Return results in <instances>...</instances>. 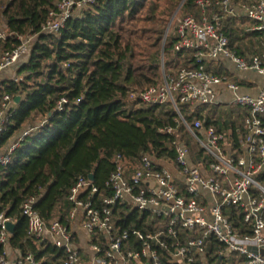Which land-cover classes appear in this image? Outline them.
I'll return each instance as SVG.
<instances>
[{
	"label": "built area",
	"instance_id": "obj_1",
	"mask_svg": "<svg viewBox=\"0 0 264 264\" xmlns=\"http://www.w3.org/2000/svg\"><path fill=\"white\" fill-rule=\"evenodd\" d=\"M98 0H56V9L43 25L44 33H59L76 13ZM200 15L183 17L176 27L175 51H191L195 66L181 68L174 74L163 73L160 85L134 91L130 102L148 106H171L182 127L210 158L208 165L194 163L189 147L177 128L162 133L173 136L175 163L159 161L148 155L138 160L131 170L121 155L115 156V170L104 186L80 176L67 196L70 210L65 222L46 223L35 210L36 199L22 203L21 213L27 221V236L35 243L50 244L62 253L59 264H264V84L257 96L240 93V85L227 76L213 74L208 61L230 60L238 71H254L264 77L263 51L245 60L233 52L224 32V21L233 16L231 0H198ZM248 19L263 34L264 0L246 6ZM14 36L0 27V42ZM20 45L0 53V78L5 71L26 62L30 56L33 36H18ZM164 69V61L162 62ZM14 82L21 78H13ZM232 92L231 105L246 111L238 149L226 133L206 126V119L188 122L181 106L193 114L197 109L219 105L217 87ZM66 98L56 105L62 112ZM16 104L4 95L0 107V133L6 130ZM36 129L25 130L0 154V178L20 143ZM170 166L172 168H170ZM127 207L166 222L165 228L154 232L117 227L115 211ZM78 215L89 236L91 257L85 260L75 245L69 222ZM12 218L0 213V264H11L8 246ZM135 243L138 246L135 247ZM167 253L165 258L163 252ZM211 259H213L211 261ZM16 264H43L32 253L20 256Z\"/></svg>",
	"mask_w": 264,
	"mask_h": 264
},
{
	"label": "trees",
	"instance_id": "obj_2",
	"mask_svg": "<svg viewBox=\"0 0 264 264\" xmlns=\"http://www.w3.org/2000/svg\"><path fill=\"white\" fill-rule=\"evenodd\" d=\"M181 1L98 0L77 13L59 33H44L43 25L56 9V0H0L6 4L5 30L14 35L0 42V52L18 47V36L34 37L28 60L15 70L21 81L0 80V107L6 94L13 100L21 98L0 133V154L25 130L36 127L15 149L0 178V213L15 223L9 246L21 256L32 253L43 264H59L62 257L52 245L28 238L27 221L21 213L26 199H36L34 208L46 223L65 222L70 210L67 196L77 179L93 174L94 183L102 188L115 170L116 155L131 170L143 155L158 163H175L174 138L161 132L178 127L173 108L132 103L129 96L160 85L163 73L171 75L195 66L191 51H175L174 35L165 38L168 18ZM197 1L185 0L180 11L199 16ZM224 32L231 50L240 56ZM62 98L67 103L62 112H56ZM180 108L188 122L206 119L207 127H217L200 109L192 114L189 106ZM34 119L39 122L33 123ZM178 133L193 162L208 165L210 158L192 137L182 127ZM240 134L233 133L237 149ZM259 181L264 185V173ZM114 213L121 229L154 233L165 228L164 220L127 207ZM164 264L174 263L165 259Z\"/></svg>",
	"mask_w": 264,
	"mask_h": 264
},
{
	"label": "crops",
	"instance_id": "obj_3",
	"mask_svg": "<svg viewBox=\"0 0 264 264\" xmlns=\"http://www.w3.org/2000/svg\"><path fill=\"white\" fill-rule=\"evenodd\" d=\"M256 1L231 0L235 14L233 16H227L224 21V29H226L228 36H230L233 49L245 60H249L252 56L259 55L263 51V34L255 30V23L247 18L244 9ZM207 67L213 74L227 76L231 81L238 83L241 94L257 96L264 84V77L254 71H238L236 66L225 58H220L217 61H208ZM16 68L14 67L13 69L5 71L3 75L9 74L8 78L13 79ZM217 94L219 105L203 107L200 111L204 115L208 114L213 122L217 124L216 128L221 130L220 132L226 133L232 139L234 131L240 134L244 125L246 111L231 105L232 92L225 86L217 87ZM170 168L172 167L170 166ZM68 224L74 234L75 245L81 252L83 258L88 260L92 254L88 246L90 241L83 227L82 216L78 215L76 219L70 221ZM7 250L11 264H16L17 259L21 256L20 252L10 246H8Z\"/></svg>",
	"mask_w": 264,
	"mask_h": 264
},
{
	"label": "rangeland",
	"instance_id": "obj_4",
	"mask_svg": "<svg viewBox=\"0 0 264 264\" xmlns=\"http://www.w3.org/2000/svg\"><path fill=\"white\" fill-rule=\"evenodd\" d=\"M184 2H185V0H182L181 1V3L179 4V6L177 7V9H175V11L171 14V16H169V20H168V24H167V26H166V30H165V36L167 37L168 36V34H170V35H174L175 36V34H176V27H177V25H178V23H179V21L183 18V17H185V16H187V15H192V14H189V13H185V11H180V9H181V7H182V5L184 4ZM5 6H6V4H4V5H2V4H0V27L3 29V30H5V28H6V26H5V18H4V16H3V11H4V9H5ZM78 13V12H77ZM76 13V14H77ZM1 53V52H0ZM17 69V68H16ZM15 69V70H16ZM9 77V74H5V75H3L1 78H0V80L2 79V78H4V79H6V78H8ZM13 78H19V77H17V75L15 74V76L13 77ZM38 123L39 121L38 120H35L34 119V122L33 123ZM36 123V124H37ZM32 124V123H31ZM184 138H185V140H187V137L186 136H184Z\"/></svg>",
	"mask_w": 264,
	"mask_h": 264
},
{
	"label": "water",
	"instance_id": "obj_5",
	"mask_svg": "<svg viewBox=\"0 0 264 264\" xmlns=\"http://www.w3.org/2000/svg\"><path fill=\"white\" fill-rule=\"evenodd\" d=\"M165 38H166V36H165ZM20 101H21V98H20V97H16V98L14 99V103H15L16 105H18V104L20 103ZM89 179L94 180V175H93V174H90V175H89ZM8 230H9V232H10L11 234H13V233H14V230H15V225H14L13 223H8Z\"/></svg>",
	"mask_w": 264,
	"mask_h": 264
}]
</instances>
